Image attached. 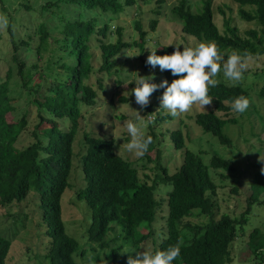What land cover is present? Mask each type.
<instances>
[{
  "label": "trees",
  "instance_id": "16d2710c",
  "mask_svg": "<svg viewBox=\"0 0 264 264\" xmlns=\"http://www.w3.org/2000/svg\"><path fill=\"white\" fill-rule=\"evenodd\" d=\"M211 1L201 0L197 12L190 11L185 0H179L171 8L184 34L199 42L215 43L225 59L229 51L250 55L264 53V0H231L238 5L236 13L240 19L254 22L253 28L242 33L236 25L231 24V17H223V31L218 30L213 20ZM61 2L92 13L99 11L107 14L106 19L100 24L96 17H85L81 10L73 19H65L63 14H59V36L55 38L48 61L52 70L50 73L39 70L36 62L28 64L18 56L19 48H27L31 39L28 35L27 39L16 41L8 26L10 61L14 68L10 65L0 79V205L20 203L28 193L37 198L40 221L48 237L44 253L48 264H74L73 254L78 250L80 255L86 252V249L79 248L74 238L65 233L59 201L69 185L72 143L77 133L80 106L92 104L96 97V90L89 82L95 73L90 40L98 41L100 62L97 70L101 75L109 74L116 56L131 46L138 49L142 68H152L146 64L147 58L142 57L146 32L138 21L134 23L137 31L135 40L123 39L121 28L116 26L115 40L105 41L109 36L110 16L121 12L133 0H57L52 5L58 8ZM245 6H249V9H245ZM47 7V4L41 6L43 9ZM0 9L2 13L5 10L2 5ZM155 23L152 19L150 28ZM47 36V29L40 23L38 44L34 47L37 60L46 45ZM155 48L157 55L173 52L167 45ZM156 68L159 69L158 66ZM160 72L161 81L170 83L177 78L170 71ZM12 73L27 95V105L32 104L35 108L36 121L30 131L32 140L26 145H17L18 137L26 129V113L21 115V120L12 119L10 115L14 111V98L10 89ZM97 76L96 86L101 88V76ZM163 91L162 88L155 91L151 102L144 108L147 113L154 112L155 121L169 117L160 107ZM260 93L264 95V87ZM208 94L213 97L212 109L196 112L192 121L202 133H209L220 144L230 147L231 141L222 133V127L225 122H235L234 118L228 116L231 102L239 96L248 98V93L239 85L219 82L216 87L209 88ZM120 99L125 101L124 97ZM215 112L221 113L222 118ZM56 119H67L69 127L61 129L55 125ZM167 134L172 148L182 150L180 164L172 173H168L166 167L160 164L161 133L150 127L146 136H151L152 143L140 158L145 163L153 162L152 178L145 173L139 177L136 168L114 152L111 137L82 134L84 148L79 162L83 186L75 194L78 200H83L90 214L85 235L88 248L91 251L95 247L108 248L107 264H126L128 256L121 254L119 247H110L108 244L106 234L112 229V224L121 230L123 239L131 241L130 247L136 249L141 241L151 235V224L156 220V213L163 203L166 206L163 217L165 232L154 242L153 251L166 250L170 245L180 242V255L172 264H227L230 262L229 249L237 236V229H241L246 222L251 206L264 204V174L255 172L248 182L249 193L245 198L244 209L237 216L220 213L215 218L218 212L214 200L216 185L209 176L208 167L231 171V164L216 154H212L208 164H205L200 157L201 151L187 149L180 128L169 130ZM158 184L168 186L165 197L160 199L155 195ZM194 213L203 216L205 222H188L187 216ZM181 230L191 233L188 240L181 241ZM9 247L10 241L0 234V264L5 263ZM246 247L252 255L253 264H264V236L258 228L247 234Z\"/></svg>",
  "mask_w": 264,
  "mask_h": 264
},
{
  "label": "rangeland",
  "instance_id": "374dc122",
  "mask_svg": "<svg viewBox=\"0 0 264 264\" xmlns=\"http://www.w3.org/2000/svg\"><path fill=\"white\" fill-rule=\"evenodd\" d=\"M57 0H2L0 6L5 9L0 15L7 17L9 28L12 36L16 41L27 39L29 35V45L27 48L21 46L18 50V56L26 63L36 62L39 70L50 73L51 68L48 66L49 57L52 54V48L55 38L59 36V26L57 16L63 14L65 19H73L78 11H82L85 17L94 16L101 24L106 19L107 14L99 11H90L79 9L72 4L61 2L56 8L52 5ZM122 1V0H121ZM179 0H133V3L124 7V9L112 14L110 20L109 36L105 41H114L116 35L114 28L120 27L122 37L125 40H135L137 31L134 27L135 21H138L141 28L146 32L143 44V58H147L149 50L160 46H170L173 51L179 47L182 51L183 46H191L197 41L192 36L186 35L181 31L180 21L172 13L171 8L177 5ZM190 11L197 12L201 6V0H185ZM47 4L46 9L41 8ZM245 6V9H249ZM238 5L231 0H212L211 9L213 20L220 32L223 31L221 19L231 17V24L236 25L240 33L248 28L254 27L253 21H245L238 17L236 10ZM1 10V9H0ZM156 21L153 28H150L149 22ZM42 23L48 31L45 38L46 45L39 53L37 60L34 54V47L38 44V27ZM98 37V36H97ZM9 35L7 28L0 29V79L6 69L13 64L10 61L11 48L9 44ZM92 52V65L95 75L90 77L89 82L96 90L94 102L90 105L80 106V115L78 117V128L72 143V159L70 176L68 178V187H66L60 197L61 219L64 225L65 233L74 238L79 248L86 249L83 255L76 252L73 254L74 264H105L109 256L108 248H94L89 250L85 238L86 228L89 224V210L83 200L76 198V191L83 186L81 175L80 155L83 151L82 134L87 133L90 136L107 138L113 140L114 152L117 155L128 160L136 168L139 177L143 173L153 177V162L145 163L140 157L125 150L124 145L130 141V136L124 126V121L132 118L133 112L130 108L140 112L144 116V121L152 119L145 131L147 133L150 127L156 132L161 133L160 140V157L159 161L168 173H172L181 161V151L174 150L168 137V131L180 128L185 146L187 149L196 152L201 151L200 157L205 164H208L212 154L226 159L231 164V171L213 169L208 167V173L216 185L214 200L217 204L218 212L227 213L230 216H237L245 205V198L248 195V182L255 172H261L264 167V95H261L260 89L264 87V53H254L250 55L248 70L244 73V78L239 83L228 80L221 70L220 74L215 77L219 82L227 85H239L248 93L250 101L249 107L243 114L229 111L228 116L235 119V122H225L222 127V133L226 135L231 146L226 147L209 133H202L194 124L192 117L196 112L211 110L210 106H205V110L198 105L180 115L179 117L171 116L167 110L164 113L169 115L160 121H155L154 112L147 113L145 109H140L135 103L134 95L131 94L135 82L125 85L130 80L140 76H152V83L161 81V72L157 68L144 70L141 66L139 51L136 47L124 49L116 56V62L111 68L109 74L101 75L97 67L99 65V49L96 39L90 40ZM235 51H229L230 54ZM256 52V51H255ZM242 56L244 52H239ZM131 56V57H129ZM226 60V59H225ZM14 72V71H13ZM137 73V74H136ZM10 79L11 95H13L14 111L10 114L12 119L21 120L23 113L27 121L26 129L18 137L17 145H26L32 138L30 131L35 123V108L32 104L27 105V95L20 88L17 77L12 73ZM100 77L102 87L96 86L95 77ZM125 98L122 101L120 98ZM151 97L149 98V103ZM129 105V107H128ZM27 110V112H26ZM215 114L222 118L221 113ZM225 116V115H224ZM55 125L65 130L70 123L67 119H56ZM142 165H145L142 167ZM81 185V186H80ZM80 186V187H79ZM168 186L158 184L155 188L157 199L165 197ZM37 198L28 193L27 197L18 202H12L9 205H0V234L10 241V247L5 258L4 264H48L44 257L48 237L45 235V226L40 221L39 210L37 207ZM166 206L164 203L156 213L155 221L151 224V235L141 241L136 250H152L154 242L158 241L164 235V215ZM190 223L201 224L205 218L195 213L186 218ZM185 219V220H186ZM254 228H258L264 236V204H253L247 216L246 222L241 229H237V236L232 242L229 249L230 262L227 264H253L252 255L246 247L247 234ZM145 232V230H142ZM121 230L112 224L106 234V240L110 247H119L120 253H124L131 248V241L122 238ZM181 241L188 240L191 236L189 231L181 230ZM94 247V246H93ZM135 253H132L133 256ZM129 255V254H128ZM128 257V256H127Z\"/></svg>",
  "mask_w": 264,
  "mask_h": 264
},
{
  "label": "clouds",
  "instance_id": "9594fccd",
  "mask_svg": "<svg viewBox=\"0 0 264 264\" xmlns=\"http://www.w3.org/2000/svg\"><path fill=\"white\" fill-rule=\"evenodd\" d=\"M8 24L7 17L0 15V29H6ZM156 49L149 50L146 64L152 68L158 66L161 71H170L172 76L177 78L170 83L162 80L160 84H156L150 82L152 76H140L136 73V78L124 84L135 82L131 94L134 95L135 103L141 110L149 104V98L155 91L164 89L160 97V107L173 117L189 112L194 105L205 110V106H210L213 99L208 94L209 88L218 85L219 81L215 77L221 70L228 80L239 83L243 80L252 59L247 53L242 56L232 52L225 60L213 42H195L191 46H183L182 51L177 47L171 54L165 55H157ZM249 104L248 98L239 96L231 102V108L234 112L243 114ZM130 109L134 119L130 118L123 122L130 136V141L124 147L127 152L139 158L145 155L152 143L151 136H146L145 131L147 125L152 123V119L144 121V116H141L139 111ZM261 173L264 174V167L261 168ZM124 253L129 254L126 264H172L180 255V242L170 245L166 250L129 249ZM132 253H135V256Z\"/></svg>",
  "mask_w": 264,
  "mask_h": 264
}]
</instances>
